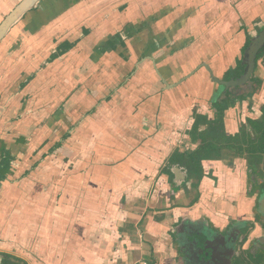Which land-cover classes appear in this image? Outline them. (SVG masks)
<instances>
[{"label": "crops", "instance_id": "crops-1", "mask_svg": "<svg viewBox=\"0 0 264 264\" xmlns=\"http://www.w3.org/2000/svg\"><path fill=\"white\" fill-rule=\"evenodd\" d=\"M21 1L0 0V22ZM262 24L264 0H42L0 47V97L33 78L12 105L29 96L32 109L42 90L47 115L64 100V135L45 152L44 179L13 183L12 198L1 187L0 254L23 264H185L178 229L210 223L221 233L249 219L243 180L227 163L203 162L199 193L174 188L163 170L195 148L194 114L209 113L219 92L211 72L234 67ZM65 42L76 47L48 63ZM55 76L62 100L53 105ZM56 121L45 122L44 142L56 140ZM33 131L21 128V139ZM32 145L29 154L41 148ZM65 159L77 164L65 169Z\"/></svg>", "mask_w": 264, "mask_h": 264}, {"label": "flooded vegetation", "instance_id": "flooded-vegetation-1", "mask_svg": "<svg viewBox=\"0 0 264 264\" xmlns=\"http://www.w3.org/2000/svg\"><path fill=\"white\" fill-rule=\"evenodd\" d=\"M21 2H19L16 6H14V8L7 15H5L3 20L0 22V25L4 22V20L7 18V16ZM39 8L40 7L33 9V10L29 11L28 13H26L10 29L7 36L2 41V44L0 45V47L2 45H4L5 41L8 38H10V36L12 35V31L17 26H19L23 22H25L28 19L29 15L32 14L33 12H36ZM263 32H264V24H262L261 26H257L256 27V35L247 37L246 44L243 47L241 57H239L236 60L235 66L231 67L224 74V76L222 78H217L216 76L215 77L222 82L239 81V80L245 78L247 70H248V62H247V56H246L247 51L249 50V48L251 47L253 42L263 34ZM65 43H67V42H65ZM65 43L59 45L56 53L51 55L50 60H48V63L51 64L52 62H54L56 60V59L53 60L52 57L56 54H59L58 52L60 51V48ZM74 45L76 47V44H74ZM263 51H264V47L256 55L254 71L250 75L249 79L247 81H245L242 85L229 86V87L220 85L213 80L212 74H211V78H212L213 82L216 83L219 87V92L216 96V99H214L212 102H210L209 113L200 114V115L206 116L211 122L214 121L216 119V112L213 108V104H215L222 97L234 96L236 98L235 104L233 106H230L225 111V114H224L225 129H226V133L229 136H235V135L239 134L241 128L245 125L248 126V130L251 131V128L248 125V121L249 120L258 121L264 115V58H259L260 53ZM60 57L61 56H59V58ZM239 64L243 67L241 74L239 76L234 75V76H231L229 78H226L227 74L230 71L235 70ZM254 80L260 81V83L255 82ZM25 87H26V85H25ZM241 107L242 108L248 107V108L252 109L254 111V113H251V112L249 113V109H248L249 114L246 116L245 120L237 118L239 121L238 122L235 120L234 115L237 112L236 110H238ZM196 113L199 114L197 111L195 112V114ZM256 114H257V116H256ZM194 121H195V116H194ZM230 121L235 122V124H236V130L233 133H231L227 127L228 122H230ZM208 162H224V163H227V165L232 169H234V168L237 169L238 167H240L238 169L245 171L246 173L244 172V174H242L243 177L240 176V174H237L238 178H241V179L245 178L246 183H247L246 184L247 185V191H246L247 193L243 194V196H244L243 199L244 200L245 199L246 200L247 199H249V200L254 199L256 201L257 205L255 203V205L251 209V212L248 211L249 213H247V212L244 213L247 217L248 216L250 217L249 219H246V220L240 221V222L233 221V222L229 223V225L226 228H224V230L221 233L212 234V233H210L209 229L206 228L203 224H199V226H200L199 230L202 232L204 231V232H207L208 234H210L212 246L216 250H220L223 252V254H222L223 258L221 259V262H223L222 264H228L229 258H231V257H233L232 264H234L235 259L237 257L240 258L242 252H245L249 256V258L251 257L253 259L262 260L261 264H263L264 263V251H263L264 246L261 244H262V242H264L263 241V239H264V224L261 223V222H263L261 220H262V217H264V163L259 164V165H252V164H250L248 157H244L241 159V158H234L232 155H228L225 159H222L220 161H208ZM175 174L177 176L176 181L180 182L183 180V177L179 172L175 171ZM209 178L214 179L212 174H210ZM249 182L251 183L250 186H249ZM258 204H259V206H258ZM247 221H248V223H244ZM240 225H243L245 228L249 227L250 234L247 237V239H246L245 234L242 235V237H240V240L238 239V241H239L238 244L230 245L231 240L233 242V239H231L230 234L233 235L234 234L233 231L235 229L239 228ZM183 228H184V232L187 235H190L192 233L191 230H189V228L187 227V225L186 226L184 225ZM211 229H212V227H211ZM256 232L259 233V238L258 239L256 238L255 240H253L251 247H250V243L246 247V244H248V242H249V238L252 236V234H254ZM225 236H227L226 239H225ZM175 239H176V242L178 241V239L182 241V239H180L178 234H176ZM228 245H230V247ZM181 248L183 249V251H185L187 253L186 255H184L183 262H185V264H187V262L189 264H195L196 263V260L194 258L195 254H193L194 247H192V245H190L188 243L185 245L182 241ZM261 249H263L262 252H261ZM194 251H196V250L194 249ZM10 258H11L10 256L0 254V264H9L8 261H11L13 264L14 263L15 264H23L22 262H20L19 260H16L15 258H11V259Z\"/></svg>", "mask_w": 264, "mask_h": 264}, {"label": "rangeland", "instance_id": "rangeland-1", "mask_svg": "<svg viewBox=\"0 0 264 264\" xmlns=\"http://www.w3.org/2000/svg\"><path fill=\"white\" fill-rule=\"evenodd\" d=\"M16 6V5H15ZM33 78H27L26 79V83L20 85V83H15L12 84V87H3V94H2V99H3V95L6 96V100L9 102L7 103V105L5 107L0 108V133H1V137H0V191H1V187L4 188L5 187H9V188H5V194L8 197L12 198V194H13V189H12V185L13 183H16L18 181L21 180H25V179H31L33 178L34 180H42L44 179V172L43 169L42 171H40V167L41 165L44 164V155L45 152H49V150L54 147L57 142L59 140H61L63 134V128L61 127V121H56L57 119H59L60 115L62 114L63 109L66 107V102L63 100V102L59 101L62 100L61 98H58V96L60 95V91H61V78L60 76H55L53 77V84H52V96H53V100L54 103L53 105H55L58 101V104L55 105V107H53V109L51 111H49L47 113V115L45 114L47 110L46 107H44L45 103L43 100V95H42V90H40V93H36V104L32 105V109L27 108V105L29 103V96L24 97V99H22L21 101V105L15 104L12 105L14 99L18 98L19 95H22V92L24 91V87L26 85V89H28V85L30 83V81H32ZM14 88V91H13ZM76 88V87H75ZM20 89V91H19ZM74 90V89H73ZM73 90L69 92V95H71L73 93ZM0 97V98H1ZM33 97V96H31ZM61 97V96H60ZM1 99V100H2ZM34 99V97H33ZM56 100V101H55ZM6 101V102H7ZM64 107V108H63ZM248 109H249V113H254V111L248 107L245 108H239L238 110H236V114L234 115V118L236 121H238L237 118L245 120L246 116L249 114L248 113ZM258 110V109H257ZM258 114V113H257ZM256 114V116H257ZM51 116V117H50ZM76 114L71 117V119L73 118V120H76ZM25 118V119H24ZM27 118V120H26ZM50 118H52L54 121L53 122V133L56 135H53L54 138L56 137V140L54 142H50V139L47 142H44V140H42L44 138V130H45V122L47 120H49ZM26 120V122H24ZM83 119H81L80 123H82ZM239 122V121H238ZM237 122V123H238ZM22 123V125H21ZM24 123H26V125L32 126L34 131L31 132L29 134V132L27 133V135L21 139L20 137V129L23 127H27L24 126ZM20 124V125H19ZM75 121H71V123L69 125L70 128L69 132H73V130L75 129ZM77 126V125H76ZM43 132V133H42ZM62 132V133H61ZM42 133V134H41ZM14 138V139H13ZM52 138V137H51ZM35 142V144H39L41 145V148L39 150H41L40 152H35V153H30L29 154V150L30 148L33 146L32 144ZM32 146H31V145ZM11 148V149H10ZM22 148V149H21ZM18 149H21L18 151ZM55 149V148H53ZM15 151V152H13ZM55 151V150H53ZM54 154L57 152H53ZM10 162L9 164H7V162ZM65 161L64 163L66 164V168L65 169H72V167L74 168L75 165L77 164V160L74 161H69L68 159L63 160ZM54 167L58 170V172H54L53 173V181H59L61 180V172H60V168L56 167L54 165ZM240 168V167H238ZM235 169L234 170V174H240V176H242V174H244L245 171L241 170V169ZM27 171H30V174L26 173ZM246 173V172H245ZM64 175V173H62ZM71 175L70 177H75V174H73L72 172L69 174ZM238 176V175H237ZM243 177V176H242ZM72 179V178H71ZM242 187H244L243 192H241L242 194L247 193V183H246V179L242 178ZM250 181V180H249ZM7 183H11V185H7ZM250 182H249V186H250ZM240 187H241V183H240ZM242 191V188H241ZM15 192L14 195L15 196ZM58 194H54V197H57ZM249 196V195H248ZM1 197V196H0ZM4 197V196H3ZM239 198V197H238ZM5 200V199H4ZM6 201V200H5ZM247 202H249L251 204V207L255 205L256 201L254 199H247ZM12 204H9V206L11 207ZM257 205V203H256ZM8 206V207H9ZM259 206V204H258ZM135 213L139 214L140 211L139 210H134ZM264 224V217H262V220ZM244 223H248L244 222ZM210 226V223H207ZM199 226V225H197ZM182 227V226H181ZM243 225H240L239 228H243ZM207 228V227H206ZM237 229H235L233 232L234 234H230L231 239H233V242L231 240V244L230 245H235L238 244V234H237ZM177 234L179 235L180 239H182L183 243L186 245L187 241L185 240L186 237H188L189 235H187L184 232V228H180L178 229V231H176ZM250 239V238H249ZM240 240V239H239ZM182 241L178 239V241L174 243L175 249L178 247V249L181 251H183V249L181 248L182 245ZM230 245H228L230 247ZM249 245L246 244V247ZM264 246V242H262V244ZM174 248V247H173ZM263 249H261L262 252ZM264 251V250H263ZM180 254V252H179ZM182 254V253H181ZM187 253L185 251H183V255H186ZM233 257L229 258V261H232Z\"/></svg>", "mask_w": 264, "mask_h": 264}, {"label": "trees", "instance_id": "trees-1", "mask_svg": "<svg viewBox=\"0 0 264 264\" xmlns=\"http://www.w3.org/2000/svg\"><path fill=\"white\" fill-rule=\"evenodd\" d=\"M74 47V44L65 43L60 48L59 54L54 55L52 59L59 58V56L68 53ZM259 58H264V51L260 53ZM242 70L243 67L239 64L235 70L227 74L226 78L234 75L239 76ZM254 81L260 83V81ZM235 102L236 98L231 96L222 97L213 104L216 119L212 122L204 115L197 113L194 115L195 123L189 132V137L191 145L195 146V148L184 152H175L163 170L164 174L169 176V181L174 188L180 185L187 187L188 184L192 183V189L199 193V186L206 177L203 166L205 161H220L228 155H232L234 158L241 159L248 157L252 165L264 163V115L258 121H248L251 131L245 125L241 128L240 133L235 136H229L226 133L224 114ZM9 163L8 161L7 164ZM176 170L183 177L180 182L176 181ZM197 225L199 223L187 225L192 232L190 235L207 234V232L200 231V226ZM241 233L242 235L245 234L247 239L250 234L249 227L242 229ZM198 239L201 241L200 245L202 246L204 238L198 236ZM261 261L260 259L249 258L245 252H242L240 258L237 257L235 259L234 264H261ZM8 263L13 264L11 261H8Z\"/></svg>", "mask_w": 264, "mask_h": 264}, {"label": "water", "instance_id": "water-1", "mask_svg": "<svg viewBox=\"0 0 264 264\" xmlns=\"http://www.w3.org/2000/svg\"><path fill=\"white\" fill-rule=\"evenodd\" d=\"M42 2V0H23L8 16L7 18L4 20V22L0 25V45L2 44V41L4 40V38L7 36L8 32L10 31V29L29 11L36 9L38 7H40V3ZM264 47V32L263 34L256 39L253 44L251 45V47L249 48V50L247 51V62H248V70L246 73L245 78L239 80V81H231V82H222L220 80H218L214 74L211 72L212 74V78L213 80L223 86H238V85H242L245 81H247L250 77V75L252 74V72L254 71V67H255V59H256V55L257 53H259V51ZM197 224V223H194ZM181 226L183 227V224H181ZM237 229V240L240 239V237H242V229ZM210 233L212 234H217L218 230L215 229H211L209 228ZM199 237H203L204 241H203V245H200V240L198 239ZM198 236H194V235H189L188 237L185 238V240L187 241L188 244L192 245V247H194V249L196 251H194L193 249V254H195V260L197 262V264H221L220 261L223 258L222 257V252L220 250H216L212 244H211V238H210V234H206V233H202ZM227 238V236H225V239ZM225 241V240H224ZM198 249V250H197ZM199 252V253H198ZM228 264H232V261L230 260L228 262Z\"/></svg>", "mask_w": 264, "mask_h": 264}]
</instances>
